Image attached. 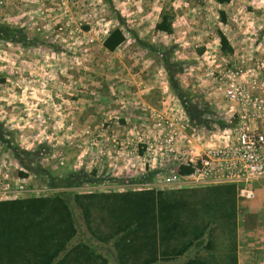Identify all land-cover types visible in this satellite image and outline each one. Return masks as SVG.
Wrapping results in <instances>:
<instances>
[{
  "label": "rangeland",
  "instance_id": "374dc122",
  "mask_svg": "<svg viewBox=\"0 0 264 264\" xmlns=\"http://www.w3.org/2000/svg\"><path fill=\"white\" fill-rule=\"evenodd\" d=\"M220 11L226 13L225 24ZM163 12L172 17V34L156 30ZM0 25L27 36L24 43L0 39V172L6 174L8 188L24 185L15 199L91 191L85 185L74 186V181L68 184L71 189H64L68 186L62 178L70 171L61 165L65 157L62 148L70 146L73 138L54 127L65 122L63 119L67 121L73 111L101 112L100 117L87 119L90 122L104 113L101 123L107 122L110 128L132 124L134 112L141 108L139 94H177L175 86L189 111H184L180 102L175 105V99H168V105L187 120L184 131L193 140L191 151L202 154L221 146L228 131L234 134L245 127V121L234 115L239 108L227 101L225 88L216 80L231 71L243 74L241 80H251L246 73L250 69L256 71L257 80H264V0H233L228 5L216 0H0ZM117 28L123 30L126 41L110 51L104 41ZM219 30L233 46L232 54L221 50ZM219 120L228 127L221 128ZM149 136L145 135L144 142H150ZM31 143L36 145L26 149ZM139 146L147 153L146 144ZM177 149L183 151V144ZM52 159L54 165L61 162L55 179L38 176L28 183L12 184L21 174L36 175V170L43 168L40 163L47 165ZM147 170L151 176L149 167ZM143 171L144 175L133 178L95 180L97 186H103L92 189L122 192L150 188L151 177L144 178ZM262 181L249 185L252 199L241 196L239 187L238 228L247 206L258 199L256 189L264 200ZM72 206L79 228L71 243L74 246L87 242L90 234L73 202ZM93 244L109 264H117L112 244Z\"/></svg>",
  "mask_w": 264,
  "mask_h": 264
},
{
  "label": "trees",
  "instance_id": "16d2710c",
  "mask_svg": "<svg viewBox=\"0 0 264 264\" xmlns=\"http://www.w3.org/2000/svg\"><path fill=\"white\" fill-rule=\"evenodd\" d=\"M216 1L227 5L233 0ZM219 14L225 24L226 13ZM156 30L172 34V17L163 12ZM218 35L221 50L232 54L234 48L227 36L221 30ZM0 39L24 43L27 36L19 29L0 25ZM125 41L123 30L117 28L107 36L104 46L115 51ZM217 123L228 127L224 121ZM181 173H188V169L181 168ZM76 175V187L90 180L85 172ZM73 181L63 179L67 186ZM238 196L239 186L226 184L0 200V264H109L93 241L112 244L117 264H178L190 254L179 264H239ZM71 200L90 234L87 242L74 246L71 243L79 228Z\"/></svg>",
  "mask_w": 264,
  "mask_h": 264
},
{
  "label": "crops",
  "instance_id": "0c3cea01",
  "mask_svg": "<svg viewBox=\"0 0 264 264\" xmlns=\"http://www.w3.org/2000/svg\"><path fill=\"white\" fill-rule=\"evenodd\" d=\"M171 95H174L175 98H172ZM168 99H175V105L176 102H180L183 110L185 109L184 111L188 112L189 109L186 104L184 105L182 103L180 95L174 93H151L148 95H138L141 108L134 112L135 118L132 124L123 123V125L113 126L107 131L101 128V118L105 115L104 113L101 118H97L94 122L87 121V119L95 116L100 117L101 112L86 109L80 110L78 113L73 111L70 113V116H68L69 114H64V116H68L69 119L67 121L63 119L65 122H57L54 128L67 131V136L73 138V143H71L70 146H63L64 148H62V150L65 151V157L62 159L63 161H61L63 164H61V162L60 164L62 166L65 165L63 168H67L70 171V173L62 179L73 181L74 177L77 176L76 174L85 172L90 177V180H88V183H84V185L94 192L92 188H97L98 190L103 186H97L95 183H92L98 179H110L111 176L118 177V179H121L119 177L122 176L133 178L134 175L137 174L144 175L143 170H145L144 178L151 177L149 173L146 172L148 171L147 167H149V171H151V159L149 162L145 161L147 153L141 149L144 148V146L140 148L139 144L134 143L140 136L145 139V135H150L151 140H155L161 133L170 129L185 133L184 124L187 120H183V118L178 115V113L180 114L178 109H173L171 105H168ZM112 136L118 139L119 142L115 144L112 140ZM48 137L49 136H47V138ZM78 137H80V140L79 143H76ZM34 145H36V143H31L29 148L26 149H32ZM38 146H35V148ZM136 149L138 151L136 153L134 152L133 156H130L131 152ZM35 162L36 161H34L33 164ZM47 162V165H44L45 162L44 164L40 163L43 168H41V170H36L37 176L35 174L33 176L21 174L13 179L12 184L19 182L28 183L32 181L33 177L38 176L46 177L49 175L50 178H55L54 172H58V167L61 166L60 164L54 165L53 159L51 161L47 160ZM142 166L144 168H142ZM137 168L140 169V172ZM22 171H24V168ZM9 176L10 175H8V178ZM262 184L264 185V179ZM147 185L151 186V183ZM123 186L127 187V185ZM255 186L257 187V184H255ZM64 189H71V187H65ZM147 189H151V187ZM84 192L86 191H79L78 193ZM256 193L258 199L256 202L247 206V211L241 215L243 218L241 219L240 217L239 219V264H264V200L263 198L262 200L259 199L260 194L257 189ZM26 197L29 196H25L24 198ZM9 199L15 198L0 196V200Z\"/></svg>",
  "mask_w": 264,
  "mask_h": 264
},
{
  "label": "built area",
  "instance_id": "2783aa9c",
  "mask_svg": "<svg viewBox=\"0 0 264 264\" xmlns=\"http://www.w3.org/2000/svg\"><path fill=\"white\" fill-rule=\"evenodd\" d=\"M246 73L251 80H241L244 75L234 71L216 80L221 88H225L227 101L239 108L234 115L245 121V127L234 134L227 132L229 134L221 146L194 154L191 151L192 138L187 133L171 129L151 142L137 138L134 144H146L145 161L151 159V189L178 190L236 184L241 188V196L246 199L254 197L249 185L264 179V80H257L255 70ZM106 123H101L105 131L110 128ZM112 140L115 144L119 142L114 136ZM181 144L184 150L179 152L177 148ZM133 155L131 152L130 156ZM181 168L188 169V173H181ZM6 177L0 172V196L18 197L14 195L23 192L24 185L8 188Z\"/></svg>",
  "mask_w": 264,
  "mask_h": 264
}]
</instances>
